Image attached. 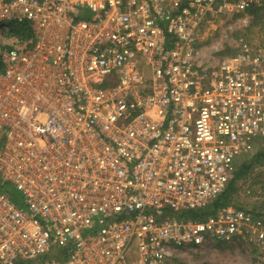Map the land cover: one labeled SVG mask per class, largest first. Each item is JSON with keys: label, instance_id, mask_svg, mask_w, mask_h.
Masks as SVG:
<instances>
[{"label": "built area", "instance_id": "built-area-1", "mask_svg": "<svg viewBox=\"0 0 264 264\" xmlns=\"http://www.w3.org/2000/svg\"><path fill=\"white\" fill-rule=\"evenodd\" d=\"M258 1L0 0V264H175L242 235L248 211L192 215L264 140Z\"/></svg>", "mask_w": 264, "mask_h": 264}, {"label": "rangeland", "instance_id": "rangeland-1", "mask_svg": "<svg viewBox=\"0 0 264 264\" xmlns=\"http://www.w3.org/2000/svg\"><path fill=\"white\" fill-rule=\"evenodd\" d=\"M239 17L226 12L210 17L201 37L207 42L219 41L222 32ZM245 36L253 46H263L264 26L247 29ZM263 148L264 145H261L255 150ZM228 206L248 211L252 215V222L243 229L242 235L230 242L216 241L201 249L187 251L181 259L174 261L175 264H264V162L237 183V191Z\"/></svg>", "mask_w": 264, "mask_h": 264}, {"label": "trees", "instance_id": "trees-1", "mask_svg": "<svg viewBox=\"0 0 264 264\" xmlns=\"http://www.w3.org/2000/svg\"><path fill=\"white\" fill-rule=\"evenodd\" d=\"M249 14L252 16V24L250 26L251 29L254 28L255 26H264V0L258 1V3H256L249 10ZM12 33L19 37L26 36L28 34V25L21 24L20 26L19 25L14 26L12 29ZM1 66L2 64L0 61V67ZM261 145H264V140L260 141L255 149H258L259 147H261ZM255 149L251 153H248L240 158V160L237 163V169L235 171L234 178L229 183L226 190L209 206L208 209L203 210L202 212L194 214L192 216L204 218L214 214L217 211V209L230 205L234 193L237 191V183L245 175L250 173L252 169L261 165L264 162V148L260 149L259 151H256ZM241 160L243 161L241 162ZM257 216L259 215L257 214Z\"/></svg>", "mask_w": 264, "mask_h": 264}]
</instances>
